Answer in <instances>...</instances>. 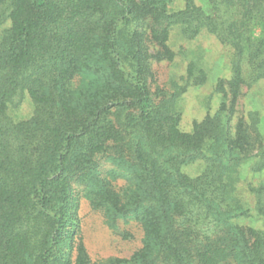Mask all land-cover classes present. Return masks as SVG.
I'll use <instances>...</instances> for the list:
<instances>
[{
    "label": "trees",
    "instance_id": "1",
    "mask_svg": "<svg viewBox=\"0 0 264 264\" xmlns=\"http://www.w3.org/2000/svg\"><path fill=\"white\" fill-rule=\"evenodd\" d=\"M175 1L0 0V264H264L260 112L233 131L226 101L264 79V0H208L211 11ZM175 30H207L232 50L220 108L190 132L178 99L205 68L192 60L172 91L151 89ZM249 160L251 200L239 187ZM197 161L200 174L183 171ZM80 193L111 225L134 216L143 247L92 262L76 242Z\"/></svg>",
    "mask_w": 264,
    "mask_h": 264
},
{
    "label": "rangeland",
    "instance_id": "2",
    "mask_svg": "<svg viewBox=\"0 0 264 264\" xmlns=\"http://www.w3.org/2000/svg\"><path fill=\"white\" fill-rule=\"evenodd\" d=\"M206 11H211L208 0H195ZM175 8L184 5V0H176L172 4ZM152 44V43H151ZM150 44V51L154 50V44ZM169 46L176 52L173 59H153L151 64L152 80L151 89L157 90L174 89V82H184L188 75V66L192 60L202 65L207 72V81L199 85H190L178 99V107L181 110L180 129L190 132L195 121H201L208 113H215L221 106L223 95L217 90L220 79L228 81L231 78L232 50L222 44L218 38L208 32L202 31L197 37L186 40L180 36L177 30L173 31L169 40ZM79 78L75 79V84ZM227 106L233 110L230 125L234 131L241 119L248 120V114L252 110H258L261 117V128L264 130V79L248 87L244 85L241 94L235 98L229 93ZM21 115L31 113V105L26 102L18 112ZM251 160L243 163L239 187L241 195L252 199L249 192L251 182L256 183L259 176H253L250 172ZM105 168L112 164L105 162ZM204 168L202 161H197L183 167V171L191 176L201 173ZM114 186L119 191H124L126 181L119 179L114 181ZM78 207L73 217L79 224V233L76 242L81 243L92 262L110 257L130 258L144 245V229L141 223L134 217H122L117 219L115 225H111L103 210L94 208L89 199L80 193L78 195ZM246 226H259L257 220L245 219ZM77 252L73 249L72 259H76Z\"/></svg>",
    "mask_w": 264,
    "mask_h": 264
}]
</instances>
